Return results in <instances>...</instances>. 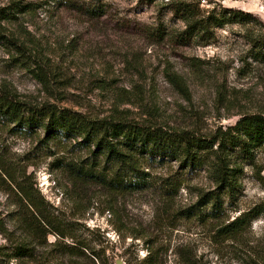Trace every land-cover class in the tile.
<instances>
[{
  "label": "rangeland",
  "instance_id": "374dc122",
  "mask_svg": "<svg viewBox=\"0 0 264 264\" xmlns=\"http://www.w3.org/2000/svg\"><path fill=\"white\" fill-rule=\"evenodd\" d=\"M171 1L199 5L202 14L242 10L264 27V0ZM171 1L0 0V8H24L17 19L2 22L5 36L23 50L0 44V89L93 120L119 118L204 136L245 114L263 113L264 64L248 58V28L230 24L209 44L182 42L176 37L184 24ZM173 75L188 93L173 85ZM46 137L42 130L27 135L14 123L0 124V246L13 241L4 231L21 236L16 216L26 188L55 219L48 244L64 234L65 243L99 255L65 264H144L148 257L152 264L264 262V214L240 236L221 239L219 223L207 219L209 207L200 202L216 188L205 170L146 164L148 189L110 193L77 179L78 168L96 162L81 140ZM104 160L99 157L101 169ZM257 160L259 168L244 166L241 193L224 198L229 222L264 203V149Z\"/></svg>",
  "mask_w": 264,
  "mask_h": 264
},
{
  "label": "trees",
  "instance_id": "16d2710c",
  "mask_svg": "<svg viewBox=\"0 0 264 264\" xmlns=\"http://www.w3.org/2000/svg\"><path fill=\"white\" fill-rule=\"evenodd\" d=\"M143 1L152 4L157 0ZM170 5L176 18L184 24L177 39L186 43L197 40L209 44L216 30L240 24L248 28L244 34L250 46L248 58L264 64V27L251 13L226 8L202 14L199 5L176 1H171ZM23 10L18 3L10 8H0V44L18 51L23 50L22 47L15 39L5 36L2 22L17 19L16 14ZM171 82L184 94L188 93L181 78L173 75ZM3 123H14L27 135L42 130L48 139L81 140L79 144L89 148L96 162L78 168L77 179L96 182L110 193L124 195L148 189V174L142 170L146 164L178 162L185 170H205L216 188L202 195L200 202L203 207H209L207 219L219 223L217 233L221 239L240 236L264 214V203H261L229 222L224 201L225 197L235 199L241 193L244 166L258 167L257 155L264 149V112L245 114L235 125L218 128L211 135L204 136L190 130H174L119 118L93 120L51 104L31 105L0 89V124ZM92 146L95 150L91 149ZM100 156L105 159L102 169ZM261 172L259 169L260 181L263 180ZM19 194L20 210L16 218L24 227H17L21 234L18 238H14V232L4 231L13 241L0 246V264H65L67 258L70 261L83 257L99 258L97 252L84 245L65 243L64 234H58L61 240L48 244V227L54 226V217L35 201L28 189H21ZM40 240L42 245L36 242ZM39 246L46 251H39ZM144 264H152L151 257Z\"/></svg>",
  "mask_w": 264,
  "mask_h": 264
},
{
  "label": "water",
  "instance_id": "95a60500",
  "mask_svg": "<svg viewBox=\"0 0 264 264\" xmlns=\"http://www.w3.org/2000/svg\"><path fill=\"white\" fill-rule=\"evenodd\" d=\"M117 264H120V262H118Z\"/></svg>",
  "mask_w": 264,
  "mask_h": 264
}]
</instances>
